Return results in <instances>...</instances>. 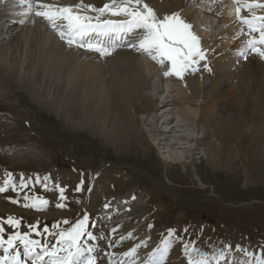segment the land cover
<instances>
[{
	"label": "rangeland",
	"instance_id": "1",
	"mask_svg": "<svg viewBox=\"0 0 264 264\" xmlns=\"http://www.w3.org/2000/svg\"><path fill=\"white\" fill-rule=\"evenodd\" d=\"M50 1L44 0L45 3L61 5L75 4L77 0ZM105 1L108 2L83 0L85 4L92 3L96 7H102ZM216 1L198 0L197 19L189 21L193 30L199 29L194 31L200 38L213 42L222 30L217 31V27H221L217 15L222 11L221 4L217 2L216 5ZM161 2L147 3L156 11L162 6ZM7 4L11 6L6 0L0 1V7ZM192 6L187 2L177 12L188 21ZM199 19L204 23L198 24ZM8 42H0V51H7L14 43ZM128 43H135V37H128L124 44L118 43L117 47L132 51L133 48L127 47ZM138 55L149 65L156 64L147 54ZM102 57L101 62L105 60ZM108 59L103 64L108 65L105 69L110 74L105 72L107 83L102 94L106 97L100 106L91 102L84 106L79 99V85L70 86L64 80L63 72L56 74L57 71L49 70L54 73L51 75L41 62L27 63L22 72L19 63L12 59L9 62L13 61L14 69L0 67V186L3 185L5 172L12 173L18 186L15 190L9 187L6 192L0 193V218L13 216L22 219L19 228L22 232L28 231L29 225H37V222L41 232L44 226L51 232L58 231L52 229L53 224L59 223L60 228L66 229L87 213V231L100 220L104 222L100 224L116 228L119 234H129L133 226L141 223L140 219L125 220L124 216L115 217L112 221L104 219L106 209L111 205H120L121 209L140 210L148 217L155 214L159 220H174L173 230L182 247L191 240L200 249L211 253L225 248L218 264H252V256L241 249L256 247L264 252V166L257 164L248 169L238 160L230 167H221L208 159L200 148L189 153L191 158H186L188 149L195 142L187 147L186 152L178 153L175 159L170 158L165 153L167 148L161 150L162 146L155 143L156 134L149 132V122L156 114H164L159 128H166L165 123L161 125L170 116L171 109L166 106L154 111L153 107L157 105V97L167 96L171 80L179 78L163 75L161 71L165 72L170 66L167 61L163 65L154 64L155 72L160 70L155 74L144 65L148 87L138 86L136 93L127 97L113 84L116 75H113ZM241 64L236 61V70ZM196 73L189 75L196 76ZM155 76L158 79L153 80ZM235 77L231 87L239 84L240 73ZM159 79L167 86L162 85V90L158 89ZM203 83L208 84L209 79L203 77ZM93 92L95 97L99 95L98 88H93ZM193 127L197 126L193 124ZM181 131L184 133H178L190 137L202 136L198 129L193 132L188 126ZM169 133L165 132L163 136L173 139ZM167 159L173 163H166ZM37 177L40 178L39 183L36 182ZM22 179L27 187H19ZM81 180L84 182L83 190L77 192L75 189ZM57 184L65 188V201L59 199ZM180 184L188 185L182 187ZM26 195L43 197L49 204L42 210L26 208L24 204L31 203V200L25 201ZM61 202L66 207H56ZM113 213L120 215V210ZM136 218H139L137 214ZM64 220H68L69 224H64ZM6 231L13 229L6 226ZM104 234L106 237L95 241L94 250L104 251L102 257L105 259L104 248L109 242V231ZM33 238L55 243L48 234H33ZM120 244L125 248L124 241ZM228 245L232 247L226 248ZM156 247V241H149L146 247L140 248V254L144 256L146 251ZM183 253L184 250L174 264H186Z\"/></svg>",
	"mask_w": 264,
	"mask_h": 264
},
{
	"label": "bare ground",
	"instance_id": "2",
	"mask_svg": "<svg viewBox=\"0 0 264 264\" xmlns=\"http://www.w3.org/2000/svg\"><path fill=\"white\" fill-rule=\"evenodd\" d=\"M6 1L9 4L11 3V6L8 7L7 4L0 7V42L9 43L8 40H10L14 43L7 51H0V67L4 69L8 68L11 70L15 68L13 61L9 62L12 59L16 60L17 64L19 63L21 72L27 63L33 61L35 63L41 62L42 66L51 75L54 73L50 71H57L56 74H58V71L63 72V78L70 86L79 85L81 89V98L79 99L84 106H87L89 102L97 103L100 106L105 101L104 96L106 94H102V90L106 87V75L109 70L105 69V66L108 65L103 64V62L108 57L109 65H112L114 72L113 75H116L113 78L115 81L113 84L116 88L118 87L117 89L121 90V93L125 94L124 96L127 94V97L128 95L132 97L136 93L138 86L140 88L148 87V78L144 71V65L147 66V70H151L154 74L157 73L155 72V65H158L157 62L156 64L154 63L155 65L153 63V65H149L138 55L143 54V52H139L134 48L129 51L124 47H116L111 55L103 56L105 60L101 62L99 53L79 48L75 45L69 46L65 41L62 42L57 38L59 37L57 33L42 18L25 15L26 8L19 3V0ZM91 1L95 3L97 0ZM148 1L157 4L159 0H146V2ZM161 1L160 5L163 3L162 6L156 10L158 16L163 17L165 14L177 12L189 2L193 6L188 22L192 19H197L195 14L198 0H187V2L185 0ZM65 2H69V0ZM217 2L221 4L219 7L222 11L217 15L220 17L222 28L217 27V31L222 30L215 42L201 38L202 47L207 50L206 63H208L211 71L201 66L196 76L186 73L184 77L188 79L171 80L172 85L169 94L163 96V98L162 96L155 97L158 100L157 105L153 107L154 111H156L168 106L171 109L168 114L172 113L173 116L179 117L186 123L183 128L188 126V128H192L193 132L198 129L202 136L190 137L185 134V136L181 135L178 139L179 135L176 133L183 132L181 131L183 128H179L180 130H177V132L171 129L169 135L171 134L173 139H167V136H163L165 132L159 128V123L162 122L160 119L164 114L161 116L156 114L153 117V121L149 122V129H151L149 132L156 134L154 136L156 137L155 143L162 146L160 147L161 150L167 148L165 153L170 158L175 159L179 155L178 153L186 152L187 147L189 148L191 143L195 142L191 146L192 148L188 149L186 158H191L192 154L189 153L200 148L208 159H211L213 163H217L218 166L221 165V167H230L236 164L238 160L242 161L244 165L246 164L245 167L248 169H250V166L257 164L264 166V58L250 52L246 53L247 58L238 54L244 46L246 37L240 34V25L231 14L232 0H218L216 5L218 4ZM256 11L257 14H264V10L257 9ZM244 14H247L246 11ZM26 16L28 17L26 18ZM112 19L117 18L112 17ZM21 20L24 23H21ZM201 20L199 19L198 24L204 23ZM5 30L6 33L4 34ZM194 30L198 31L199 29L195 28ZM217 31L216 33H218ZM14 37H16V40ZM128 37L120 34L115 39L119 40L120 44H124ZM93 38L97 37L93 34ZM99 39L110 42L108 37H99ZM236 61L239 64L242 62L237 70ZM238 73H240L239 84L231 87V83ZM203 77L209 79L208 84L203 83ZM153 80L156 79L153 78ZM162 82L160 81L158 85L159 90H162ZM93 88H98L99 95L97 97L94 95ZM150 98H152V95ZM122 104L124 103L122 102ZM120 106L122 105L120 104ZM193 124L197 127H193ZM195 144L198 145L196 146ZM169 160H165L166 163H173ZM179 162L181 163V161ZM115 210H120V215L122 214L121 216H124L125 220L135 221V219H140L141 223L133 226V230L129 234H119L116 228L110 229L100 224L103 223L100 220L95 225L90 224L92 226L88 230L94 238L89 240L85 236L83 239H87L88 246L93 249L92 255L96 258V264H144L152 250L146 251L145 255L143 254L144 256H142L140 248L146 247V243L149 241H156L158 246L167 236L168 231L173 230L174 227V220H159L155 214L148 217L140 210L139 212H133V209L128 211V209H121L120 207ZM113 214L115 215H113L111 221L118 217L116 213ZM128 214H130V217H125ZM136 214L139 218H136ZM124 218L122 217L121 220ZM106 231H109V242L104 248L106 250L104 259L102 257L104 251L94 250V243L97 238L106 237L104 234ZM140 235L142 237L140 239L137 238ZM175 237L165 264L170 262L174 264L175 259L183 251L181 243L178 242V237L176 235ZM121 241H124L127 247L123 248L122 244H120ZM132 248L136 249L135 254L125 255ZM224 249L220 248L213 252L217 254V260L214 261V264L220 262L222 258L220 252L221 250L224 252ZM245 250L246 253L252 256V264H255V258L264 256V252L256 247H245ZM0 253H2V250H0ZM169 257H171L170 260Z\"/></svg>",
	"mask_w": 264,
	"mask_h": 264
},
{
	"label": "snow or ice",
	"instance_id": "3",
	"mask_svg": "<svg viewBox=\"0 0 264 264\" xmlns=\"http://www.w3.org/2000/svg\"><path fill=\"white\" fill-rule=\"evenodd\" d=\"M19 3L25 6V15L42 18L69 46L75 45L107 56L118 46L115 37L124 34L135 37V43H128L127 47L147 54L161 65L166 61L169 63L170 66L163 73L166 77L174 75L183 80L186 73H196L201 66L211 71L206 63L207 50L202 47L201 38L193 30V25L179 12L158 16L146 0H108L102 7L85 4L83 0L69 5L45 3L44 0H19ZM257 9L264 10V0H232L231 14L240 25V34L246 37L238 54L245 58L249 52L264 58V14H257ZM245 11L247 14H244ZM20 22L24 23L23 20ZM93 34L97 38L94 39ZM99 37H108L110 42H105ZM4 175L0 193L6 192L9 187L15 190L18 186L12 173L5 172ZM44 179L47 180L48 177ZM36 182H40L39 177ZM83 183L81 180L75 191H82ZM27 186L22 179L19 187ZM44 187L47 190V184ZM55 187L59 192L60 201H65V188L58 184ZM24 199L31 200V203L24 204L26 208L42 210L49 204L47 199L39 196L26 195ZM56 207L64 208L66 204L61 202ZM88 220L89 216L85 213L82 219H77L66 229L60 228L57 223L52 225V229L58 231L50 232L49 228L44 226L41 232L37 222V225H29V230L22 232L19 230L22 219L13 216L0 218V264H96V258L92 255L93 249L83 239L85 236L89 240L94 238L92 233L87 231ZM63 223L69 224V221L64 220ZM6 226L13 231L7 232ZM33 234H48L55 243L33 238ZM175 238L174 230H169L144 264H165ZM183 250L186 264H214L217 260L216 253L200 249L191 240L184 243ZM135 252L136 249L132 248L125 255L130 256ZM220 256H224L223 250ZM255 264H264V256L255 258Z\"/></svg>",
	"mask_w": 264,
	"mask_h": 264
}]
</instances>
